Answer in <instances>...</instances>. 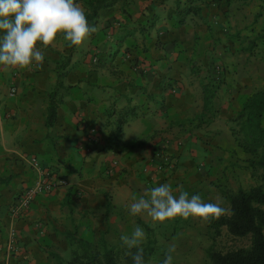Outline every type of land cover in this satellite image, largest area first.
<instances>
[{
    "label": "crops",
    "instance_id": "crops-1",
    "mask_svg": "<svg viewBox=\"0 0 264 264\" xmlns=\"http://www.w3.org/2000/svg\"><path fill=\"white\" fill-rule=\"evenodd\" d=\"M87 1L76 0L85 13ZM177 1L197 9L183 24L175 13ZM244 1L121 0L99 10L95 24L89 22L97 32L84 44L69 46L59 33L49 46L38 43L44 52L41 67L11 66L5 73L0 66V178L11 177L0 182V243L15 226L21 247L19 255L0 253V264H23L22 257L28 264H57L49 253L61 254L68 244L66 229L75 227L78 236L89 241L99 231L108 237L126 235L137 217L144 221L130 212L136 199L148 198L151 189L164 183L177 197L198 184L199 165L207 164L213 151L194 129H214L226 119L214 112L210 121L191 128L194 123L188 121L202 112V83L216 86L213 110L220 106L238 112L246 99L238 87L240 73L230 64L234 56L222 58V39L214 40L222 34L218 25L227 31L231 25V13L223 14V7L236 9ZM237 47L234 42L223 49L229 54ZM196 59L207 63L209 73H193ZM220 61L228 66L225 75L217 64L214 69L213 63ZM58 71L65 72L58 88L63 102L55 122L47 126V94L56 85ZM10 81L16 87L13 95L6 87ZM124 108H133L135 114L128 115L120 133L122 148H117L108 134ZM110 110L115 114L109 116ZM206 135L209 139L210 133ZM229 138L226 156L239 154L242 149ZM158 150L175 158L174 165L157 171ZM31 157L66 184L38 194L26 216L11 219L9 203L36 176ZM37 221L42 222V233L34 227Z\"/></svg>",
    "mask_w": 264,
    "mask_h": 264
},
{
    "label": "rangeland",
    "instance_id": "rangeland-1",
    "mask_svg": "<svg viewBox=\"0 0 264 264\" xmlns=\"http://www.w3.org/2000/svg\"><path fill=\"white\" fill-rule=\"evenodd\" d=\"M222 10L223 14L227 13L226 16H229L231 13V18L229 19L231 25L229 26V31H227L224 26L218 25V29L222 34L218 36L216 28L215 33L217 36L214 40H217V43H219V40L222 39V46L220 47L222 49V58L227 59L229 55L234 56L230 64L232 67L236 66L237 73H240L237 82H239V88L241 87L242 89L243 87V92L239 90L241 95H243L241 99L244 96L247 98L256 92L264 91V38H257L254 44L252 42L256 34L264 30V0H246L236 9L232 7L230 10L227 7H223ZM214 29L213 26V30ZM195 40L196 38H194L193 41L195 42ZM234 42L237 43L238 47L236 50H233V52L228 49L229 54H227L223 47H225L227 43ZM238 54L240 57L239 60ZM216 64L219 66L218 70L221 71L222 75H225L228 71H226L228 66L222 61L214 62V69H216ZM194 65L195 72L193 73H209L207 63L203 60L196 59ZM9 69H11V66L5 67V73ZM6 87L8 88V86ZM226 109V107L219 106L218 109L215 108L213 110L217 114L225 115L226 117V119L220 120L221 122L219 125L215 126L214 129L206 130V127L194 129L197 130L194 131V133L198 132V134H196L198 139L202 141L205 146L207 145V148L213 151V158L211 156L207 164L204 163L199 165L201 169L200 171L198 170L196 178L199 185H194L193 189H189L188 191L189 196L199 195L203 203L219 204L221 207L227 209L225 214L228 213V203L221 194V191H234L240 187L248 188L256 184L262 185L264 189V172L261 167L253 165L250 162L252 157L251 154L243 150H241L239 154L235 153L229 156L225 154L229 149L228 141H226L227 138H233L236 142V139H240L241 137V134L238 133V125L228 121V119L236 115L237 112H234V110L226 111ZM227 122L230 124L227 125ZM190 123L195 122H189V124ZM226 125L228 128H226ZM191 128H194V126ZM208 132L210 133L208 136L209 139H205L204 137L207 136L206 134ZM240 149L242 148L240 147ZM174 162L172 163L173 165ZM204 167L209 168L210 172L207 173L208 171H206ZM140 215L143 217L144 221H147L143 222L151 228L149 236L155 238L152 254L145 264H163L166 254H169L173 246L175 251L170 252L173 258L172 264H207L208 259L206 251L209 247L220 251H226L229 249L248 247L250 244L248 236H232L227 232L225 227H222L220 232L215 234L212 230L207 228V222L201 217L189 216L185 219L177 216L173 219L160 222L153 221L152 218L147 215V212H143ZM137 218L140 219V217ZM130 224L132 225V229H130V225H128L126 235L130 236L136 227L144 229L138 221H132ZM144 231L146 236L143 243H145L147 237V231ZM100 234L101 231L97 232V235H94L91 242H97ZM121 236L120 234L109 237L105 235V238L109 245L115 246L116 249L124 255L128 252V248L120 239ZM67 243V245L66 243L64 244V249H62L60 254L65 260L70 259L71 250L73 248L68 241Z\"/></svg>",
    "mask_w": 264,
    "mask_h": 264
},
{
    "label": "trees",
    "instance_id": "trees-1",
    "mask_svg": "<svg viewBox=\"0 0 264 264\" xmlns=\"http://www.w3.org/2000/svg\"><path fill=\"white\" fill-rule=\"evenodd\" d=\"M121 0H88L87 5L89 11L85 13L88 22L95 24L100 9L115 5ZM219 2L220 0H212ZM246 1V0H245ZM124 3V2H122ZM181 6L180 1H177L175 13L178 18V23L183 24L188 14L197 13V9L193 7ZM264 38V30L257 33L252 40L253 44L257 38ZM194 61H192L193 72H195ZM63 61L60 64V69H63ZM62 66V67H61ZM65 74L64 71H58V79L55 87L47 94V111L45 124L52 125L56 120V110L59 104L63 102V96L59 93L61 86L60 78ZM68 88V87H66ZM203 105L202 112L196 115L188 122H195L194 127L198 128L203 123L214 118L211 99L216 93L214 84L202 83ZM109 116L115 114L113 110L108 111ZM134 109H120L116 118L112 122V128L109 131L108 137L112 145L117 148H122L119 143L120 133L123 125L126 123L128 115H134ZM238 125V133L241 134L240 139H236L244 152L251 154L250 162L262 168L264 172V91L256 92L248 96L242 103L241 109L228 119ZM181 124V123H180ZM62 177V176H61ZM11 177L0 178V182L10 180ZM225 200L228 203V213L222 215L218 219H211L207 222V228L215 234L220 232L222 227H225L227 232L235 237H246L250 239L248 247H240L220 251L209 247L206 251L207 264H264V189L262 185L256 184L248 188H237L234 191H221ZM144 230L147 231L145 243L141 244L144 249V262L146 263L153 251L155 238L149 236L151 228L140 219H137ZM106 231L98 236L97 242H91L78 236L75 227L66 229L64 235L73 247L69 260H65L60 254L50 252V256L56 260L57 264H134L132 255L136 249H128V252L122 255L115 246L109 245L106 241Z\"/></svg>",
    "mask_w": 264,
    "mask_h": 264
},
{
    "label": "clouds",
    "instance_id": "clouds-1",
    "mask_svg": "<svg viewBox=\"0 0 264 264\" xmlns=\"http://www.w3.org/2000/svg\"><path fill=\"white\" fill-rule=\"evenodd\" d=\"M95 32L97 27L89 25L76 0H0V66L28 68L35 64L39 68L44 52L37 47L38 43L49 46L59 33H64L69 46H80ZM173 192L168 183L154 187L148 198L141 196L131 204L130 212H147L153 221L160 222L177 216H196L211 222L210 218L218 219L227 212L219 204L203 203L199 195L189 198L187 192L180 191L177 197ZM145 236L144 229L136 227L130 236L120 237L128 249H136L134 254L129 253L134 264H145L141 247ZM170 252L163 264H172Z\"/></svg>",
    "mask_w": 264,
    "mask_h": 264
},
{
    "label": "built area",
    "instance_id": "built-area-1",
    "mask_svg": "<svg viewBox=\"0 0 264 264\" xmlns=\"http://www.w3.org/2000/svg\"><path fill=\"white\" fill-rule=\"evenodd\" d=\"M8 92L11 95L16 93V87L12 81H10ZM154 155L157 161L154 166L157 171L168 168L174 162L173 157L162 150L156 151ZM29 163L36 170V176L33 183L26 186L18 194H15L12 201L9 203L7 212L11 219H20L26 216L29 212L31 203L38 194L50 193L58 188V186L66 184V180L63 177L58 176L50 168L42 166L35 157H31ZM110 172L111 170L108 171V173ZM34 227L38 233H42V222H35ZM0 253L5 257L19 255L21 253L19 232L15 226H10L8 228L4 240L0 243ZM22 261L23 264H28L23 257Z\"/></svg>",
    "mask_w": 264,
    "mask_h": 264
}]
</instances>
